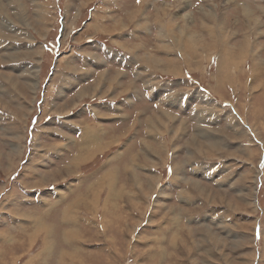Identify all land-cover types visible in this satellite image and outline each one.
<instances>
[{
  "label": "rangeland",
  "instance_id": "rangeland-1",
  "mask_svg": "<svg viewBox=\"0 0 264 264\" xmlns=\"http://www.w3.org/2000/svg\"><path fill=\"white\" fill-rule=\"evenodd\" d=\"M0 2V264H264V0Z\"/></svg>",
  "mask_w": 264,
  "mask_h": 264
},
{
  "label": "bare ground",
  "instance_id": "bare-ground-1",
  "mask_svg": "<svg viewBox=\"0 0 264 264\" xmlns=\"http://www.w3.org/2000/svg\"><path fill=\"white\" fill-rule=\"evenodd\" d=\"M1 3V2H0ZM249 6V5H248ZM259 9V8H258ZM261 9V8H260ZM165 10V9H164ZM250 10V9H249ZM167 12V11H166ZM245 12V11H244ZM252 12V11H251ZM252 14V13H251ZM165 15H167V14H165ZM245 15V14H244ZM243 15V16H244ZM253 15V14H252ZM254 17V16H253ZM244 18V17H243ZM245 18H247V17H245ZM188 19V20H187ZM172 20V19H171ZM185 20H187L188 22H190L189 21V17L187 18H185ZM247 20V19H246ZM185 22V21H184ZM193 22V21H192ZM222 25V24H221ZM220 25V26H221ZM210 26V25H209ZM102 28V27H101ZM227 29V28H226ZM253 29V28H252ZM187 30V29H186ZM232 31V30H231ZM162 32V31H161ZM193 35V34H192ZM197 36V35H196ZM194 37V36H193ZM187 38V37H186ZM188 39V38H187ZM200 39V38H199ZM173 40V39H172ZM185 41H188V40H185ZM190 41V40H189ZM192 42H194V41H192ZM196 42V41H195ZM229 42V41H228ZM185 43H187V42H185ZM191 43V42H190ZM199 43V42H198ZM197 43V44H198ZM164 44V43H163ZM196 44V43H195ZM189 45V44H188ZM164 46H165V44H164ZM199 46V45H198ZM260 47V46H259ZM187 48H188V46L186 47V48H184L185 50H187ZM193 48H194V46H193ZM197 49H198V47H197ZM142 50V49H141ZM184 52V51H183ZM191 52V51H190ZM111 54V53H110ZM197 53L196 52H194V51H192L190 54H188V53H186V52H184V56H186V55H196ZM202 55V54H201ZM165 56V55H164ZM211 57V56H210ZM209 57V58H210ZM223 58V57H222ZM211 59V58H210ZM148 60H150V59H148ZM153 60L154 59H152V62H153ZM231 60V59H230ZM233 61V60H232ZM160 63H162V61H160ZM153 64L155 65V68H157V65L159 64V60H154V62H153ZM151 66H153V65H151ZM150 66V67H151ZM167 66V65H166ZM174 66V65H173ZM163 68V67H162ZM165 68H168V67H165ZM171 68H173V67H171ZM171 68H170V70H168L169 72L171 71ZM220 68V67H219ZM223 69V68H222ZM224 70V69H223ZM14 71V70H13ZM174 71V70H173ZM177 72V71H176ZM179 72V71H178ZM227 73V72H226ZM173 74H176V73H171V75H173ZM7 81V80H6ZM35 85V84H34ZM152 88V87H151ZM34 89H36V85H35V87H34ZM32 90V89H31ZM27 91V90H26ZM33 92V91H32ZM25 97V96H24ZM80 99V98H79ZM170 100H172L173 102L172 103H175V104H178V99L174 96V97H170L169 98ZM169 101V100H168ZM171 103V104H172ZM180 103V102H179ZM139 104V103H138ZM204 105V104H203ZM202 106V105H201ZM171 107V106H170ZM175 108V107H174ZM187 109V108H186ZM194 110V109H193ZM97 111V110H96ZM196 112V111H195ZM204 114V113H203ZM197 115L199 116V118L200 117H203V115H202V113H197ZM202 119H205V117H203ZM167 120H168V118H167ZM178 121V120H177ZM172 122V121H171ZM95 134V133H94ZM152 136V135H151ZM72 142V141H71ZM217 145V144H216ZM78 146V145H77ZM216 147V146H215ZM79 148H81V147H79ZM150 151V150H149ZM222 152V151H221ZM149 183V182H148ZM151 183V182H150ZM153 183V182H152ZM195 184H196V182H195ZM199 186V185H198ZM182 200V199H181ZM208 200V199H207ZM135 229V228H134Z\"/></svg>",
  "mask_w": 264,
  "mask_h": 264
},
{
  "label": "crops",
  "instance_id": "crops-1",
  "mask_svg": "<svg viewBox=\"0 0 264 264\" xmlns=\"http://www.w3.org/2000/svg\"><path fill=\"white\" fill-rule=\"evenodd\" d=\"M176 75H177V74H176ZM102 78H103V79H102ZM106 79H107V78H106ZM106 79L104 80V77H101V79H100V80H101V83L103 84V81L105 82V81H106ZM77 95H78V96H79V98L81 99V98H83V97H84V95H85V94H84V92L82 91V92H81V94L79 93V94H77ZM182 106H184V107H185V105H184V104H182ZM84 131H86V129H84V130H83V132H84Z\"/></svg>",
  "mask_w": 264,
  "mask_h": 264
}]
</instances>
